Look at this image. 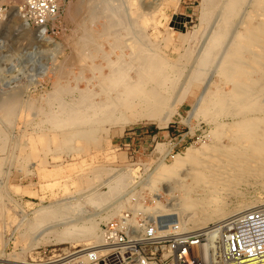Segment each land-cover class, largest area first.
Segmentation results:
<instances>
[{
  "label": "rangeland",
  "instance_id": "1",
  "mask_svg": "<svg viewBox=\"0 0 264 264\" xmlns=\"http://www.w3.org/2000/svg\"><path fill=\"white\" fill-rule=\"evenodd\" d=\"M218 1L209 20L202 23L205 0H59V15L44 36L22 19L23 0H0V263L16 264L2 260L16 259L71 264L67 262L80 255L88 242H72V233L59 240V233L67 222L82 224L85 219L106 215L108 210L100 211L102 200L108 209L124 205L121 214L99 223L98 233L103 224L119 223L120 217L153 222V212L135 215L134 205L155 206L156 199L165 206L179 205L185 194H198L193 189L189 193L193 183L184 169L170 178L160 176L163 164L176 157L188 161L191 155L202 159L197 152L212 146L225 150L238 135L234 134L235 123L247 117H256L255 125L264 127V86H249L243 97L252 94L249 99L255 102L239 110L231 86L219 75L251 0L230 19L229 33L214 55L205 63L200 61L227 2ZM114 38L119 39L118 45L111 46ZM84 43L86 51L80 48ZM137 45L168 61L169 79L154 81L156 96L138 109L144 113L147 104L155 106V119L130 112L138 116L137 122L121 125L96 116L88 123L89 135L66 141L64 133L69 129L53 127L49 110L87 97L90 90L103 99V77L110 72L105 58L111 55L119 60L122 50L131 63L130 76L136 79L141 56L130 55ZM216 88L230 98L229 106L213 105ZM163 120L165 126H160ZM43 133L58 141H43ZM242 133L241 139L250 136L248 131ZM252 140L255 145L257 138ZM244 174L235 176L233 184L227 176L230 181L226 180L228 185L221 188L218 198L230 203L221 208L264 200V188L257 184L259 175ZM110 179L122 185L105 194L109 188L104 184ZM95 187L93 203L82 205L84 196ZM176 211L161 216L170 217L169 223H179Z\"/></svg>",
  "mask_w": 264,
  "mask_h": 264
},
{
  "label": "bare ground",
  "instance_id": "2",
  "mask_svg": "<svg viewBox=\"0 0 264 264\" xmlns=\"http://www.w3.org/2000/svg\"><path fill=\"white\" fill-rule=\"evenodd\" d=\"M246 1L247 0L223 1L225 2L224 7L222 8L224 12L223 10L221 11L223 12L221 13L222 16L219 18V22L217 19L218 23L214 30H212V33L209 31L211 35L206 45V51H203L205 53H203L204 57L203 59L201 58V62L205 63L214 55L215 49H217L223 39H225V36L229 33L228 27L230 25V19L234 17V14L236 17V13ZM251 1V8L246 11L247 14L244 17L245 19L242 23L241 29L238 31L237 35L235 34L236 37L232 40V42L229 43L228 50L223 58L222 67H220L222 68V72L219 74L222 75L224 82L226 81V84L231 86L233 96L237 98L236 99L234 97L233 100H237V104H235L238 106L239 110L249 109L251 103L255 102L249 99L252 94L250 96H244L245 98L243 97L249 86L253 87L254 85L255 88L258 87L257 84L262 87L264 86V0ZM205 2L206 6L204 5L201 17L202 23H206L209 20L213 8H215L219 1L205 0ZM87 40L90 41V38H87ZM118 41L119 39H110V43L112 44L111 46L118 45ZM80 48L86 51L87 43L80 45ZM146 48L144 45H137L130 55L131 58H134L136 54L141 56L140 65L136 66V69L139 72V76L136 79H133L130 76L129 65H131V63L124 58L125 54L123 53V50L119 60L111 55H108L107 57L105 56V61L110 66V72H108V74L106 73V75L104 74L103 77L102 83L106 85V96H104L103 99L99 100L96 98V91L94 92L90 90L87 97L79 96L73 102H63L58 110H49L48 113H50V119L54 120L53 127L62 130L69 129L64 133L66 141H71L77 137L81 138L89 135L92 130L89 129L88 123L96 116H106V121H117L120 122L121 125L137 122L138 116L135 117L133 115H129V113H140L141 111L139 112L138 109L142 103H145L146 101L149 103V100L156 96L157 92L154 88H152V83L154 81L165 82L169 79L167 75V59L161 55H156L154 52H148ZM89 53L92 54V52ZM162 69L165 70V73H162ZM247 72H249L248 75H246ZM240 74H243V76ZM119 88L121 90H118ZM78 90L81 92L84 89L78 88ZM215 92L217 93L216 97L214 100L211 98L213 100V105L228 103L229 106V101H231L230 98L225 97L226 95L222 94V91L220 92L218 89ZM147 107L148 110H142L144 113L141 112L139 117L154 120V116H156L154 110L157 108L149 104H147ZM57 113H63V115L59 116ZM256 119V117L250 116L242 121L239 120L240 122L237 121L235 123V128L237 129L234 134L238 135L233 137L234 143L230 147L225 148L221 146V148H225V150H221L219 147L213 148L212 146L213 149L209 148L205 149V151L197 152V154L201 155L202 159H199L200 157L197 158L198 155H191L189 156L190 159H188V161L183 160L181 157H176L172 163L163 164L160 168V176L164 175L163 178H170V176L173 177V175H178L180 170L184 169V175L189 176L193 183V188L191 187V189H189V193L193 189L198 192L197 195L189 197L188 193L185 194L181 199L183 201H181L179 205L165 206L157 199L155 206L135 204L133 209L134 214L136 215L138 212H153L155 216H161L169 214L172 210H177L176 213L179 214L180 218L179 223L174 220L175 224L167 230L168 233L170 232L174 235H181L184 233L199 235L208 232L210 229L208 226L209 222L222 224L235 212H246L249 209L251 210V208L254 209L255 207L258 208V206H263L264 200L256 199L254 201L241 203L231 209L224 207L221 208V204L223 205V203H228L229 205L230 202L228 201L229 199L226 200L225 198H218L221 197V195L219 196V193H222L221 188H225V184H227L226 180H231L232 182V179L235 180V176H242L244 173H246V177L250 175H259L257 184L262 187V189L264 188V170L262 169L264 168V127H257V125H255ZM165 123L166 121L164 120L158 122L160 126H165ZM246 131H248L250 136H246L245 139H241L239 134H243L242 132ZM229 136H231V134ZM253 138H257V143L255 145L252 143ZM41 139H43V141H58L57 137H50L46 133L41 135ZM184 166L187 167L183 168ZM228 175L229 178L231 177L230 180L227 178ZM233 183L235 182H232V184ZM104 185L109 188L108 191L105 192V194H108L117 189L116 185L121 186L122 183H120L119 180L115 181V179H110ZM96 191V187L89 190L87 192L88 194L82 199L81 204H92L95 200L92 198V195L96 193ZM186 200L188 203L185 202ZM123 205V203H120L119 206L108 209V205H106L102 200V202L100 201V211L102 213L108 210L106 215L101 214L99 218L93 216L85 219L82 224H78V222L66 223L64 229L59 233V240L63 239L64 235L72 233L73 235L69 237L72 242H88L86 248L80 251L81 254L67 263L80 264V261L85 258L87 251H89L91 247L96 245V243L101 240V232H97L99 229V223L103 220L108 221L113 215L121 214ZM120 218L124 223L127 222L134 225H138L139 223L138 221H133L128 217ZM2 260L16 264H33L26 261H17L16 259Z\"/></svg>",
  "mask_w": 264,
  "mask_h": 264
},
{
  "label": "built area",
  "instance_id": "3",
  "mask_svg": "<svg viewBox=\"0 0 264 264\" xmlns=\"http://www.w3.org/2000/svg\"><path fill=\"white\" fill-rule=\"evenodd\" d=\"M60 12L59 0H23L21 17L46 35ZM101 226V240L80 264H264V205L235 212L204 234L174 235L170 217Z\"/></svg>",
  "mask_w": 264,
  "mask_h": 264
}]
</instances>
